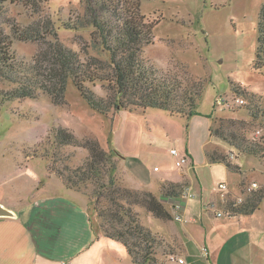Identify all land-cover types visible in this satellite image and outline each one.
Segmentation results:
<instances>
[{
  "label": "rangeland",
  "instance_id": "rangeland-1",
  "mask_svg": "<svg viewBox=\"0 0 264 264\" xmlns=\"http://www.w3.org/2000/svg\"><path fill=\"white\" fill-rule=\"evenodd\" d=\"M263 6L264 0L141 1L140 14L153 26L152 43L143 49V58L150 69L177 76L185 86L202 84L197 114L188 119L157 109L100 114L80 97L70 79L62 77L56 81L58 88L65 86L62 95L50 94L36 86L31 98L0 100V181H30L46 172L54 174L51 168L68 175L81 166L88 155L85 147L54 143V133L65 130L76 143L96 142L105 152L114 151L115 177L131 190L161 198L160 184L165 182H157L159 177L176 181L173 176L183 173L193 181L194 200H214L219 182L232 186L238 180L239 194L246 185H257L255 191L244 195L245 199L253 193L263 194L264 73L253 68L258 16ZM83 17L85 8L81 0H0V37L8 38L16 63L23 62L26 67L40 66L46 70L53 47L58 45L75 53L81 62L106 69L108 56L93 40V28L79 27ZM16 31L36 33V37L20 40ZM15 88L14 82L0 76V97ZM90 89L98 97L111 96L105 85L97 84ZM218 98L229 101L230 107L216 105ZM236 98L244 100L243 106L234 105ZM216 131L222 139L215 135ZM228 135L245 142L242 144L254 145L258 149L256 156L239 155L238 150L224 142L225 137L232 140ZM205 148L222 154L233 150L239 156L231 163L239 166L240 174L225 170L223 165L212 170L202 166L196 175L191 174V159L177 168L176 159L170 154L172 149L181 155L188 150L205 161ZM7 165H13L14 169ZM92 189L93 185L87 183L75 191L87 198L93 226L103 236L88 196ZM162 203L171 215L168 221L156 219L139 208L136 211L142 227L151 233L149 243L155 253L151 257L156 258L157 264H173L158 255L170 251V224L174 221L171 207L175 202L162 199ZM258 208L263 229L252 225L249 233L251 238L255 234V239L262 238L264 242V195ZM105 242L108 243L105 252L125 255L119 243ZM242 252L251 254L247 249ZM195 257L203 259L200 252ZM226 262L219 264L234 263Z\"/></svg>",
  "mask_w": 264,
  "mask_h": 264
},
{
  "label": "trees",
  "instance_id": "trees-1",
  "mask_svg": "<svg viewBox=\"0 0 264 264\" xmlns=\"http://www.w3.org/2000/svg\"><path fill=\"white\" fill-rule=\"evenodd\" d=\"M81 1L85 8V17L79 20V27L93 28V40L97 41L96 44L108 56L106 69L83 63L75 53L58 45L53 47L52 60L46 70L39 68L40 66L26 67L23 62L16 63L8 38L0 37V76L16 85L12 91L1 94V101L31 98L36 86L50 94L62 95L65 86L58 88L56 81L64 77L71 80L87 105L100 114L119 111L144 113L148 109L162 110L171 116L187 119L197 114L202 84L185 86L177 76L163 75L150 69L143 58V49L152 43L153 26L145 21L139 7L141 1L151 0ZM16 34L20 40L36 37V33L19 34L16 31ZM253 68L264 73V6L258 16L256 61ZM97 84L105 85L111 96H96L90 86ZM215 135L223 138L217 131ZM228 136L233 141L225 137L224 142L238 150L239 155L256 156L258 149L254 145L242 144L240 139ZM53 139L58 146L72 145L87 149L88 155L83 164L68 175L56 168H51L50 171L69 190H79L82 184L93 185L88 196L100 221L98 228L103 237L119 243L131 264H157L156 258L151 257L155 255L153 245L149 243L151 233L140 224L136 208L156 219L168 221L171 215L164 207L162 199L177 204L182 199V188L170 182L161 183V198L150 192L128 189L115 177L117 169L112 161L116 155L114 151L105 152L96 142L87 141L82 145L76 143L73 135L65 130H57ZM204 152L210 163L220 162L233 170L226 160V154L206 149ZM263 195L264 193H253L251 198L245 199L247 202L234 211V216L252 214L258 209ZM158 255H170V251Z\"/></svg>",
  "mask_w": 264,
  "mask_h": 264
},
{
  "label": "crops",
  "instance_id": "crops-1",
  "mask_svg": "<svg viewBox=\"0 0 264 264\" xmlns=\"http://www.w3.org/2000/svg\"><path fill=\"white\" fill-rule=\"evenodd\" d=\"M205 149V161L187 150L190 155L188 162L191 159V174L196 175V171L203 167L212 170L219 165L240 174L239 166L231 163L238 157L233 150L226 154V160L233 167L229 170L223 163H210ZM229 153L234 155L233 160L228 159ZM7 166L14 169L13 165ZM34 177L30 181H0V189L3 187L0 205L12 213L11 217H0V264H131L125 251L122 257L112 256L110 251L103 250L108 246L105 242L108 239L94 228L84 195L67 189L54 174L46 172ZM173 177L177 180L160 176L157 182H170L182 189L189 187L192 190L191 177L187 179L183 173ZM239 181L228 185L230 194L239 195ZM14 188L23 190L16 192ZM178 203V207L174 208V204L171 207L172 217L178 211L187 222L176 225L173 221L170 224V255L163 256L166 262L169 260L178 264L176 259H181L184 264H219L226 261L264 264V242L262 238L255 239V234L251 238L249 233L252 225L263 229L260 208L252 214L215 218L203 210L202 206L206 203L203 200L181 199ZM203 248L206 249L205 254ZM246 249L251 254L242 252ZM199 252L203 259L196 260L195 253Z\"/></svg>",
  "mask_w": 264,
  "mask_h": 264
},
{
  "label": "built area",
  "instance_id": "built-area-1",
  "mask_svg": "<svg viewBox=\"0 0 264 264\" xmlns=\"http://www.w3.org/2000/svg\"><path fill=\"white\" fill-rule=\"evenodd\" d=\"M233 103L235 106L239 107V106H243L245 102L241 98H236L233 100ZM217 104H222L227 107H230L229 101L227 102L221 98L217 99L216 105ZM170 154L176 159L177 168H182L183 165L188 163L190 156L188 151L184 155H181L180 153L177 152V150L172 149L170 151ZM228 159L233 160L234 155L232 153H229ZM155 170H157V168H155ZM256 188H257L256 183H250L244 187L243 193L232 198L230 196L231 194L229 192L228 185L224 182H219L216 186L217 198L206 202L202 206L203 210L207 213H210L215 218L233 217L235 214L234 211H236L240 206H242L245 203L244 195L247 196L251 192L255 191ZM181 195L183 200H193L195 198L193 191L189 187H184L182 189ZM178 204H175L173 207L174 208L178 207L179 206ZM173 219L175 222L176 221L180 223L187 222L185 217L179 214L178 211L173 215ZM202 251L205 254L206 249L203 248ZM176 261L178 264H184L183 260L181 259H176ZM65 264H70V263H65Z\"/></svg>",
  "mask_w": 264,
  "mask_h": 264
},
{
  "label": "water",
  "instance_id": "water-1",
  "mask_svg": "<svg viewBox=\"0 0 264 264\" xmlns=\"http://www.w3.org/2000/svg\"><path fill=\"white\" fill-rule=\"evenodd\" d=\"M12 213H10V211L4 209L1 205H0V217H11Z\"/></svg>",
  "mask_w": 264,
  "mask_h": 264
}]
</instances>
